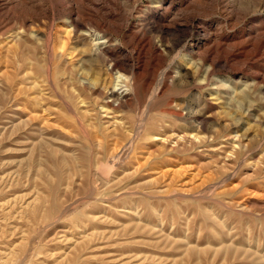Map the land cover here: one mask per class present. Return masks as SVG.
<instances>
[{
    "label": "rangeland",
    "instance_id": "374dc122",
    "mask_svg": "<svg viewBox=\"0 0 264 264\" xmlns=\"http://www.w3.org/2000/svg\"><path fill=\"white\" fill-rule=\"evenodd\" d=\"M0 264H264V0H0Z\"/></svg>",
    "mask_w": 264,
    "mask_h": 264
},
{
    "label": "bare ground",
    "instance_id": "6f19581e",
    "mask_svg": "<svg viewBox=\"0 0 264 264\" xmlns=\"http://www.w3.org/2000/svg\"><path fill=\"white\" fill-rule=\"evenodd\" d=\"M64 44V43H63ZM60 49H62L63 48V45L61 44V46L59 47ZM108 73V72H107ZM116 73V72H115ZM114 73V74H115ZM119 74H118V76L117 77H122L123 76V74L122 73H120V72H118ZM86 83V82H85ZM107 89V88H106ZM100 91H102V90H100ZM103 97H105V98H109V97H111L109 100L107 99V103L108 102H110L111 104H112V102H114V99L112 98V97H114V93H113V91H110V90H106V91H103V93L101 94ZM101 96V97H102ZM117 97V96H116ZM105 102V101H104ZM110 104V105H111ZM110 107V106H109Z\"/></svg>",
    "mask_w": 264,
    "mask_h": 264
}]
</instances>
